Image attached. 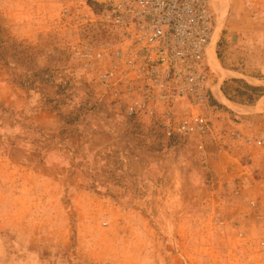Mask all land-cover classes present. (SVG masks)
I'll return each instance as SVG.
<instances>
[{"label":"rangeland","instance_id":"obj_1","mask_svg":"<svg viewBox=\"0 0 264 264\" xmlns=\"http://www.w3.org/2000/svg\"><path fill=\"white\" fill-rule=\"evenodd\" d=\"M119 1L0 0V264H264V165L212 163L218 120L264 95V0H209L217 97L171 106L209 130L171 136L168 106L102 77Z\"/></svg>","mask_w":264,"mask_h":264},{"label":"built area","instance_id":"obj_2","mask_svg":"<svg viewBox=\"0 0 264 264\" xmlns=\"http://www.w3.org/2000/svg\"><path fill=\"white\" fill-rule=\"evenodd\" d=\"M106 19L122 27L125 41L109 54L103 79L113 85L120 72L126 87L140 91L137 103L154 99L168 106V135L208 132L204 115L176 119L171 106L181 100L196 105L211 95L207 54L215 18L209 0H121L108 8Z\"/></svg>","mask_w":264,"mask_h":264},{"label":"crops","instance_id":"obj_3","mask_svg":"<svg viewBox=\"0 0 264 264\" xmlns=\"http://www.w3.org/2000/svg\"><path fill=\"white\" fill-rule=\"evenodd\" d=\"M210 88L217 97L214 84L213 86L211 84ZM224 97L228 99L226 96ZM228 101L230 102L229 99ZM239 111L235 110L238 114L235 112L231 114V116L235 115L237 119L233 116L234 120H230L231 116L227 115L228 118L225 116L218 120L219 129L224 131L223 136L220 134L224 138V142L222 141L221 145L215 147L212 163L217 167L224 168L227 172L242 176L244 181L246 173L250 174L254 169L264 165V95L260 96L253 105L240 108ZM257 140H263V143L259 144ZM249 184L258 190V187L263 188V179H256L254 183L250 182ZM243 187L246 190H252L247 184ZM214 195L213 193L211 198L215 197ZM218 198L220 199V197Z\"/></svg>","mask_w":264,"mask_h":264}]
</instances>
